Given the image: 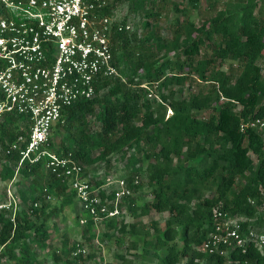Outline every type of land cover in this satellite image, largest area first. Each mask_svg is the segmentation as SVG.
I'll use <instances>...</instances> for the list:
<instances>
[{
  "label": "trees",
  "instance_id": "1",
  "mask_svg": "<svg viewBox=\"0 0 264 264\" xmlns=\"http://www.w3.org/2000/svg\"><path fill=\"white\" fill-rule=\"evenodd\" d=\"M108 1L104 14L111 15L114 5L124 1L130 2L131 12L141 10L146 33L134 29L112 35L113 61L125 82L100 79L91 100L66 108L51 135L65 128L69 145L55 148L51 137L53 151L60 156L71 154L81 164L85 178L88 165L109 164L113 154L126 161L130 174L121 179L133 193L145 182L152 200L137 211L136 197L127 198L123 209L133 218L150 211L167 213L164 228L159 231L156 223L128 222L124 214L101 222H106L109 231L143 237V246L157 251L156 264H226L235 260L238 264H264V251L254 248L245 254L230 251L226 258L198 250L212 231L215 207L239 220L244 230L264 227L261 138L256 131L240 132L239 128L241 122L264 118V80L258 64L264 53V0H235L224 8H219V0H205L209 17L200 26L185 10L174 6L184 17L176 16L168 37H161L148 21L160 15L158 0H153L150 8L144 0ZM199 1L189 0L190 8L195 9ZM227 63L230 69L224 71ZM233 64L238 69L235 78ZM191 78L209 88L183 98L181 88ZM151 83H157L156 107V99L147 98L149 91L155 92ZM143 84H148V89L142 88ZM205 109L210 111L208 116L199 118L197 112ZM91 115H96L99 123L95 134L86 130ZM27 124L22 116L7 115L0 120V178L8 186L18 176L28 184L20 192L22 210L17 212L11 205L0 211V264H36L32 245L43 248L50 236V219L77 201L67 182L48 173L42 164L23 162L18 167V153L6 154L18 135H27ZM92 150L99 151L94 158ZM129 152L132 154L126 156ZM135 177L137 185H133ZM89 180L98 188L103 185ZM210 190L214 194L206 197ZM101 195L110 196L104 191ZM52 199L57 200L56 205L50 204ZM92 225L88 219L85 228ZM148 227L155 232L151 240ZM65 245L61 253L69 255ZM54 260L60 261L56 255ZM121 264L129 263L121 257Z\"/></svg>",
  "mask_w": 264,
  "mask_h": 264
},
{
  "label": "built area",
  "instance_id": "2",
  "mask_svg": "<svg viewBox=\"0 0 264 264\" xmlns=\"http://www.w3.org/2000/svg\"><path fill=\"white\" fill-rule=\"evenodd\" d=\"M108 4V0H0V120L15 115L28 121L27 135H18L6 154L18 153V167L23 162L42 164L48 173L66 181L80 205L79 223L84 226L88 219L97 225L121 217L125 199L134 195L123 179L96 187L71 154L60 156L53 151L50 139L62 112L91 100L100 79L125 82L113 61L110 40L114 33L134 28L113 12L104 14ZM151 86L156 89L157 83ZM141 87L148 89V84ZM153 95L149 91L147 98ZM239 128L260 135L264 158V118L241 122ZM138 183L135 177L133 185ZM103 191L110 196L103 197ZM7 193L9 200L0 204V211L9 209L12 202L16 206L14 196ZM211 221L212 231L198 248L201 253L225 258L230 251L245 254L249 248L263 253L264 227L244 230L239 220L220 207L212 209ZM81 251L77 245L74 255ZM231 263L239 261L226 264Z\"/></svg>",
  "mask_w": 264,
  "mask_h": 264
},
{
  "label": "rangeland",
  "instance_id": "3",
  "mask_svg": "<svg viewBox=\"0 0 264 264\" xmlns=\"http://www.w3.org/2000/svg\"><path fill=\"white\" fill-rule=\"evenodd\" d=\"M144 1L146 8H150V3L153 0ZM158 1L159 4L157 9L159 10L160 15L156 19L153 18L148 21L156 26L161 37L169 36L176 16L180 19L184 17L181 13L178 14L174 11V6H176L180 11L183 10L184 12L185 10L189 19L196 26H200L202 22L209 17L208 12L205 11L207 7L205 0H200L195 9L190 8L188 3L189 0ZM232 1L235 0H219V8H224L227 2ZM138 3H141V1H138ZM130 8L131 6L129 1L118 2L114 5L113 14L119 20H129L133 24V28L136 31H140L141 34L144 35L146 31L142 26V21H146V18L142 16L143 13H141V10H133L131 12ZM170 57L174 58L173 54H170ZM258 64L261 67L262 77L264 80V53L258 60ZM231 68L235 78L238 73V69L235 64L231 65ZM222 69L224 71H228V69H230L229 64H225ZM208 88L207 83L191 78L181 88V97L188 98L198 91L205 93ZM154 91L155 92L153 93L154 95L152 98L156 99V107L158 104L159 93L157 92V89H154ZM209 112L210 111L208 109H205L201 112H197V115L199 118H204L208 116ZM167 113L168 109L166 115ZM86 122V130L87 132H90V134H95L100 130L96 115L88 116ZM75 125L78 127L79 123H76ZM51 137L55 148H60L62 145H69L70 137L65 128L58 129L56 133L54 132V134L51 135ZM98 154V150H92L90 156L94 158ZM128 154H132V152L127 153L126 156H128ZM119 157V155L113 154L109 157V164L99 161L88 165L87 169H85L88 179H91L93 183L102 182L104 185L109 182H115L116 180L129 175L130 168H127L125 166L126 161L120 159ZM6 182V180L0 178V204L8 202L9 199L7 190H9L10 194L14 196L16 203L14 210L19 212V210L24 208L20 199V192L27 188L28 184L19 176L14 180V183L11 184L10 187ZM133 194V198L136 197L137 211L143 209L144 206L152 200L150 189L145 185V182L142 183L138 191ZM213 194L214 192L212 190L205 192L206 197H210ZM12 204L14 206L13 202ZM50 204L52 206L56 205L57 200H50ZM123 214L125 220L128 222L136 220L140 221V223L145 226H149L150 223H156L159 231L163 230L165 220L168 216L167 213H156L154 211H150L146 216L138 218H133L128 211ZM81 217L82 212L80 210V205L77 201H74L73 204L67 206L60 213L50 219L48 222L50 236L48 241L45 243V246L43 248H39L36 244L32 245L34 253L36 254V264H121V257L129 264H156L154 254H156L157 251L150 246H143V242L145 240L143 237L134 238L130 235H122L119 231H109L105 225L106 222L92 225L88 229L79 223ZM148 229L150 231L149 240H151L155 237V232L149 227ZM64 242L67 250L70 251L69 255L61 253ZM77 245L82 251L74 255ZM180 246L181 244H179V248ZM144 249L148 250L147 254L144 252ZM55 255L59 257L60 261L57 262L54 260Z\"/></svg>",
  "mask_w": 264,
  "mask_h": 264
}]
</instances>
